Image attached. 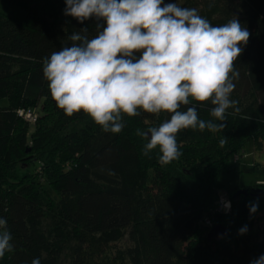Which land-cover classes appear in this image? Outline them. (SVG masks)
Returning <instances> with one entry per match:
<instances>
[{"label":"trees","instance_id":"16d2710c","mask_svg":"<svg viewBox=\"0 0 264 264\" xmlns=\"http://www.w3.org/2000/svg\"><path fill=\"white\" fill-rule=\"evenodd\" d=\"M1 1L25 17L20 20L0 11V218L6 219L14 246L0 264H31L37 258L40 264H58L67 245L63 224L78 239L72 264H115L102 249L116 244L125 231L137 236L130 254L134 264H252L264 255V237L239 232L253 223L254 213L234 210L242 202L244 209L256 204L255 213L264 212V194L259 193L264 189L246 187L248 194L237 200L231 195L230 214L231 207L215 211L219 200L214 199L219 176L234 169V154L247 142L254 149L264 142V0H164L196 8L200 15L210 1L212 11L202 17L213 26L235 17L250 36L241 45L234 65L239 75L233 80L238 97L249 96L248 101L238 100V112L228 109L225 121H216L225 125L219 131L181 130L176 139L182 155L163 166L158 149L143 154L147 141L136 130L159 126L171 114L125 115L122 131L113 134L82 111L66 115L50 95L44 58L71 46L68 37L81 29L94 36L97 24L104 22L93 17L80 23L68 16L54 24L46 8L47 14L39 12L30 1ZM11 67L26 76L21 102L5 92L3 77ZM195 106L201 119H213L210 102ZM21 109L35 111L33 123L19 115ZM77 123L81 125L72 129ZM39 180L58 197L50 215L60 223L51 234L41 226L49 211L42 207ZM215 225L225 227L228 235L209 240Z\"/></svg>","mask_w":264,"mask_h":264},{"label":"clouds","instance_id":"9594fccd","mask_svg":"<svg viewBox=\"0 0 264 264\" xmlns=\"http://www.w3.org/2000/svg\"><path fill=\"white\" fill-rule=\"evenodd\" d=\"M64 14L78 22L95 18L96 34L73 33L64 46L43 60L50 95L68 116L87 114L104 132L120 133L123 117L141 111L171 114L159 126L136 130L146 140L143 154L158 149L159 163L179 159L176 136L184 129L211 132L225 125L238 77L235 62L250 36L233 17L213 26L196 8L164 0H65ZM210 102L213 119L199 117L195 104ZM191 105V106H190ZM221 146L225 143L220 141ZM225 210L230 202L224 203ZM258 205L250 207V213ZM247 226L239 232L244 234ZM7 221L0 218V258L13 251ZM31 264H40L33 259ZM252 264H264V255Z\"/></svg>","mask_w":264,"mask_h":264},{"label":"rangeland","instance_id":"374dc122","mask_svg":"<svg viewBox=\"0 0 264 264\" xmlns=\"http://www.w3.org/2000/svg\"><path fill=\"white\" fill-rule=\"evenodd\" d=\"M25 1H30L33 9L39 12H43L46 14L48 12V14H50L49 19L54 24H59L68 17L64 14L66 8L65 0H39V2L38 0ZM45 8L47 12L45 11ZM212 8V3L208 1L204 4L201 15H206L209 10L212 11ZM0 11L20 20L25 17V13L23 11L1 0ZM16 69V67H11V72L9 70L3 77V80L7 82L5 89L7 97L21 102L23 101V97L21 94L25 85L26 76L23 74L20 75L18 72H16ZM235 90L236 89L234 88L233 92L230 95V99L237 101V104L240 103L238 100L242 101V103L248 101L249 96L245 97V99L242 100L241 97H238L240 94L235 92ZM2 104H5V101H2ZM27 111L28 110L26 109H21L19 110V115L25 118L27 121H31V123H33V118L26 115ZM36 112H38L39 115V109H37ZM33 114L37 116L35 111H33ZM80 125V123H77L71 128H78ZM30 146L31 145L28 144V150L30 149ZM234 162L235 164L232 161L234 169L223 172L218 178L217 183L220 187V190H218V194L214 198L216 201L219 200L220 202L221 198L223 201L229 200L231 199V195L242 188L249 187L254 190L264 189V142H261V145L258 149H254L252 142H247L240 153L234 154ZM31 169L33 173L39 172L38 168ZM39 182L42 207L43 209L49 211V215L47 216V218L42 220L41 226L45 231L47 230V232L51 234L53 232V226L56 223H60L55 214L52 213L50 215V213L52 212L51 208L58 201V197L52 190V188L45 182V180H39ZM142 194L144 196L145 191H143ZM230 210L231 211H229V214L232 212L233 206ZM234 210L235 212H245L247 213V215L251 214L250 206H246V208L244 209V204L242 202L236 204ZM257 228H259V230ZM61 229L63 230L62 233L66 235L67 245H65V249L58 259V264H72V256L74 255L73 246L76 244V241L78 239L76 235H74L72 230L69 229L65 224L61 225ZM256 229L258 230V233ZM257 234L258 238L264 237V212L254 213L253 223L247 226V231L243 235L255 236ZM136 239L137 236L134 237L132 233L130 234V231H125V234L121 238V240H119L116 244L104 246L102 250L108 252L110 255H112L113 258L116 259L115 264H134L133 257H131L130 254L131 252L135 251L137 245ZM142 252L143 250L139 253Z\"/></svg>","mask_w":264,"mask_h":264},{"label":"water","instance_id":"95a60500","mask_svg":"<svg viewBox=\"0 0 264 264\" xmlns=\"http://www.w3.org/2000/svg\"><path fill=\"white\" fill-rule=\"evenodd\" d=\"M259 193L264 194V191L260 190ZM248 194L247 189L242 188L237 190L233 195L232 198L233 200H237L241 195L246 196ZM228 235V230L221 226V225H215L211 228L208 234V239L209 240H219L225 236Z\"/></svg>","mask_w":264,"mask_h":264},{"label":"built area","instance_id":"2783aa9c","mask_svg":"<svg viewBox=\"0 0 264 264\" xmlns=\"http://www.w3.org/2000/svg\"><path fill=\"white\" fill-rule=\"evenodd\" d=\"M26 115L29 116V117H31V118H33V120L35 119V115L33 114V111L28 110ZM235 156H237V155H235ZM225 202H230V201L229 200H226V201L224 200L223 201L222 198H221L220 199V202H219V205L217 206V208H215V211H218V212L228 211L229 209L228 210H225V208H224V203ZM206 223L209 224L210 221L209 220H206Z\"/></svg>","mask_w":264,"mask_h":264}]
</instances>
